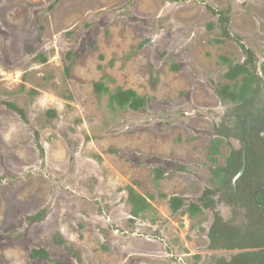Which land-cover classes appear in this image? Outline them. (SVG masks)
<instances>
[{
	"label": "rangeland",
	"instance_id": "374dc122",
	"mask_svg": "<svg viewBox=\"0 0 264 264\" xmlns=\"http://www.w3.org/2000/svg\"><path fill=\"white\" fill-rule=\"evenodd\" d=\"M209 6L229 10L231 34L264 64V0H0V264L231 257L235 251L209 248L213 210L173 213L161 196L197 200L215 186L213 168L240 147L226 141L217 164L209 158L229 106L216 92L231 83L221 57L245 59L235 38L218 42L219 16ZM68 51L80 54L73 64ZM102 77L109 91L98 96L93 83ZM119 87L145 96V110L111 104ZM5 102L25 108L28 120ZM159 165L165 175L156 180ZM130 185L153 196L137 218ZM218 210L236 218L226 203ZM40 212L41 219L30 218ZM34 247L50 259L32 258Z\"/></svg>",
	"mask_w": 264,
	"mask_h": 264
},
{
	"label": "trees",
	"instance_id": "16d2710c",
	"mask_svg": "<svg viewBox=\"0 0 264 264\" xmlns=\"http://www.w3.org/2000/svg\"><path fill=\"white\" fill-rule=\"evenodd\" d=\"M209 8L219 16L221 37L217 39L218 42H223L224 38H235L245 54V59L237 63L226 56L221 57L228 66L225 77L231 83L219 85L216 92L229 106L221 122L214 127L216 137L209 146V158L216 163L217 155L221 153L222 145L226 141L235 139L240 143V147L231 150L224 165L213 168L216 184L213 188H206L197 200L188 202L184 197L168 196L164 193L161 196L167 198L173 213L185 208V212L193 218L206 209L214 211V221L208 234L209 248L213 251H235L230 258L224 256L215 258L214 264H264V64L259 66L255 52L242 42L240 36L231 34L229 10H217L211 6ZM213 25L210 24L211 27ZM74 54V51L66 53L67 60L72 64L75 61ZM75 55L76 58L80 56L78 53ZM38 58L42 62L47 61L44 55H39ZM70 70L71 65L68 64L67 74ZM93 89L98 96L109 91L104 77L94 81ZM110 102L120 109L141 111L145 110L148 100L133 89L119 87L110 95ZM5 104L25 121L28 120L25 108L14 102ZM47 113L50 119L57 115L55 109H49ZM244 153L246 168L234 184L235 177L243 167ZM187 168L183 164L178 165L182 172ZM164 175V169L160 165L157 166L155 179L160 180ZM127 191L132 218L140 217L152 208L150 201L152 195L147 197L132 185L127 187ZM219 203L231 206L236 218L225 220L218 210ZM43 214L40 212L30 218L39 220ZM237 215L241 216L240 220L237 219ZM54 240L59 244L66 243L59 235L54 236ZM68 248L73 257L81 259L77 249L72 245H68ZM30 256L50 259L49 251L43 247H34ZM56 263L66 264L61 260H57Z\"/></svg>",
	"mask_w": 264,
	"mask_h": 264
},
{
	"label": "water",
	"instance_id": "95a60500",
	"mask_svg": "<svg viewBox=\"0 0 264 264\" xmlns=\"http://www.w3.org/2000/svg\"><path fill=\"white\" fill-rule=\"evenodd\" d=\"M246 156H245V153H244V162H243V167L241 169V171L239 172V174L235 177L234 179V184H236V181H237V178L240 177L242 175V173L244 172L245 168H246Z\"/></svg>",
	"mask_w": 264,
	"mask_h": 264
}]
</instances>
